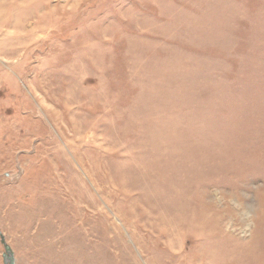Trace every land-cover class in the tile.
<instances>
[{"label":"rangeland","instance_id":"obj_1","mask_svg":"<svg viewBox=\"0 0 264 264\" xmlns=\"http://www.w3.org/2000/svg\"><path fill=\"white\" fill-rule=\"evenodd\" d=\"M6 32L16 264H264V0H0Z\"/></svg>","mask_w":264,"mask_h":264},{"label":"water","instance_id":"obj_2","mask_svg":"<svg viewBox=\"0 0 264 264\" xmlns=\"http://www.w3.org/2000/svg\"><path fill=\"white\" fill-rule=\"evenodd\" d=\"M0 239H1V244L4 247L5 252L3 253V263L4 264H16L14 252L11 249V247L7 244L5 236L0 233Z\"/></svg>","mask_w":264,"mask_h":264},{"label":"bare ground","instance_id":"obj_3","mask_svg":"<svg viewBox=\"0 0 264 264\" xmlns=\"http://www.w3.org/2000/svg\"><path fill=\"white\" fill-rule=\"evenodd\" d=\"M1 28H2V27H1ZM4 35H5V36L2 37V35L0 34V36H1V38H2V39L0 40L1 42L4 41L3 39H4L7 35H9V33L6 32Z\"/></svg>","mask_w":264,"mask_h":264}]
</instances>
